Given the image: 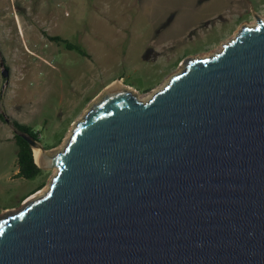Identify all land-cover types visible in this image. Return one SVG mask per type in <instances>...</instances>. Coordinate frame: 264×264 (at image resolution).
Returning a JSON list of instances; mask_svg holds the SVG:
<instances>
[{
    "label": "water",
    "instance_id": "water-1",
    "mask_svg": "<svg viewBox=\"0 0 264 264\" xmlns=\"http://www.w3.org/2000/svg\"><path fill=\"white\" fill-rule=\"evenodd\" d=\"M257 20L148 101L107 88L56 154L16 131L57 172L0 218V264H264Z\"/></svg>",
    "mask_w": 264,
    "mask_h": 264
},
{
    "label": "rangeland",
    "instance_id": "rangeland-1",
    "mask_svg": "<svg viewBox=\"0 0 264 264\" xmlns=\"http://www.w3.org/2000/svg\"><path fill=\"white\" fill-rule=\"evenodd\" d=\"M257 17L264 21V0H0V115L41 130L56 154L107 88L119 84L148 101L188 59L215 55ZM5 135L14 139L0 119V218L45 192L57 172L17 178L18 147Z\"/></svg>",
    "mask_w": 264,
    "mask_h": 264
},
{
    "label": "trees",
    "instance_id": "trees-1",
    "mask_svg": "<svg viewBox=\"0 0 264 264\" xmlns=\"http://www.w3.org/2000/svg\"><path fill=\"white\" fill-rule=\"evenodd\" d=\"M47 35L46 37L50 39L51 41L57 43V44H62L66 47V49L70 51H75L81 54L83 57H89L90 55L88 54L87 51H85L81 46L75 45L74 43H71L70 41L64 39L62 36H57V35H50L47 32H45ZM0 119L11 125L14 131V137L15 141L18 145V178H23V179H36L41 173L42 169L38 167L35 156H34V151L30 147V143L27 142L25 139L20 137L16 131L18 132H25L29 133L30 135L34 136L37 140L42 142V139L39 137L40 131H37L36 127L27 125V124H22L18 121V119L12 118V117H5L3 114L0 115ZM62 135L58 136V142L62 140ZM45 149H49V146L44 145ZM44 184L42 183L38 188H34L30 195L40 191Z\"/></svg>",
    "mask_w": 264,
    "mask_h": 264
},
{
    "label": "bare ground",
    "instance_id": "bare-ground-1",
    "mask_svg": "<svg viewBox=\"0 0 264 264\" xmlns=\"http://www.w3.org/2000/svg\"><path fill=\"white\" fill-rule=\"evenodd\" d=\"M256 25V24H255ZM250 27H251V25H250ZM222 50V49H221ZM220 50V51H221ZM219 51V52H220ZM209 57V56H208ZM204 59V58H203ZM171 79V77H169L168 78V81ZM167 81V82H168ZM165 86V85H164ZM163 86V87H164ZM113 87H118V88H121L122 86H120L119 84H115V85H113L112 87H109L108 89H110V88H113ZM143 101V100H142ZM145 101V100H144ZM34 156H35V160H36V162H37V164L38 165H41L42 164V162H43V160H42V154H41V151H40V149H35L34 150ZM55 176H56V174H55ZM50 183H52V180H51V182ZM50 183H49V185H48V188H49V186H50ZM48 188H47V190H48ZM44 192L43 191H41V192H39V193H37L36 195L34 194L33 196H31L29 199H31L32 197H35L36 198V196H40L41 194H43ZM26 202V201H25Z\"/></svg>",
    "mask_w": 264,
    "mask_h": 264
},
{
    "label": "crops",
    "instance_id": "crops-1",
    "mask_svg": "<svg viewBox=\"0 0 264 264\" xmlns=\"http://www.w3.org/2000/svg\"><path fill=\"white\" fill-rule=\"evenodd\" d=\"M5 123V122H4ZM7 124V123H6ZM5 137H7L8 139L7 140H9V141H14L15 143H16V141H15V137H14V139L12 138V136H8V135H5ZM16 145H17V143H16ZM17 147H18V145H17ZM18 152H19V149H18ZM18 152H17V157H18ZM17 164H18V158H17ZM16 164V165H17ZM18 173H19V171H18V167H17V170H16V172H15V176H17V178H18ZM31 193V192H30ZM30 193L29 194H27L26 196H24V198H23V200H26L29 196H30Z\"/></svg>",
    "mask_w": 264,
    "mask_h": 264
},
{
    "label": "built area",
    "instance_id": "built-area-1",
    "mask_svg": "<svg viewBox=\"0 0 264 264\" xmlns=\"http://www.w3.org/2000/svg\"><path fill=\"white\" fill-rule=\"evenodd\" d=\"M39 137L42 139V134L41 133L39 134Z\"/></svg>",
    "mask_w": 264,
    "mask_h": 264
}]
</instances>
